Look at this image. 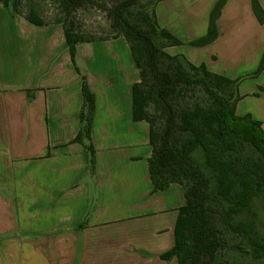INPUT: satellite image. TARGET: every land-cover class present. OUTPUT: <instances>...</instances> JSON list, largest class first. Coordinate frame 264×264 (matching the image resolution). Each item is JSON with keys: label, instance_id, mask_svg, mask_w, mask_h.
<instances>
[{"label": "crops", "instance_id": "0c3cea01", "mask_svg": "<svg viewBox=\"0 0 264 264\" xmlns=\"http://www.w3.org/2000/svg\"><path fill=\"white\" fill-rule=\"evenodd\" d=\"M217 2L157 3L159 25L183 42L166 52L243 79L236 113L264 129V71L247 78L264 53L252 0H227L218 38L190 45L206 36ZM82 74L96 97L94 174L86 148L72 143L81 128ZM138 79L125 38L80 44L74 63L62 26L38 28L0 4V264H68L80 246L91 263L178 264L161 255L175 245L184 191L153 192L150 126L132 115Z\"/></svg>", "mask_w": 264, "mask_h": 264}, {"label": "trees", "instance_id": "16d2710c", "mask_svg": "<svg viewBox=\"0 0 264 264\" xmlns=\"http://www.w3.org/2000/svg\"><path fill=\"white\" fill-rule=\"evenodd\" d=\"M24 1L0 0V4L38 28L48 26L34 8H24ZM94 1L58 0L60 17L54 24L62 26L74 63L78 45L83 43L123 37L130 46L139 72L132 87V115L135 122L150 126L152 152L148 163L153 192L179 185L185 197L175 225V245L161 259L176 258L178 264H217L220 251L238 250L263 260L264 239L257 231L256 204L261 199L264 212V129L251 115L236 113L243 79L233 80L211 72L205 64L196 66L182 56L169 55L166 48L183 42L157 21L155 6L163 0L100 5L112 23L113 37L86 36L75 14ZM226 3L218 0L206 36L190 42L191 46L204 47L218 38L216 23ZM134 7L139 8L136 15ZM252 8L263 25L264 10L258 0H252ZM263 71L264 53L258 69L247 78H256ZM81 80V128L72 143L86 148L94 174L96 97L87 77L82 74ZM196 88L203 92L207 104L177 105L178 98ZM230 235L245 239L251 248L230 242Z\"/></svg>", "mask_w": 264, "mask_h": 264}, {"label": "rangeland", "instance_id": "374dc122", "mask_svg": "<svg viewBox=\"0 0 264 264\" xmlns=\"http://www.w3.org/2000/svg\"><path fill=\"white\" fill-rule=\"evenodd\" d=\"M121 1L122 0H95L94 4H89L80 8L75 15L79 20V22L81 23V27H82L81 31L86 36H93L101 39H107L113 37L114 31L111 29L112 23L108 18L107 14L104 12V10L100 9L99 6L100 5L114 6L115 4ZM142 2L145 4L147 0H142ZM23 6L26 9L34 8L44 18V20L47 23H49V25L46 27L58 25V24H54V21L60 17L58 0H26L23 2ZM137 10L139 11V8L134 7L132 9V12L136 15L135 12H137ZM186 93L187 94L178 98L177 100L178 106L184 107V106L192 105L195 102H201L204 104L208 103L207 98L199 88L190 90ZM262 207L263 206L260 199V201H258L256 204V210L259 214V218L257 222V231L260 234V236L264 239V212ZM5 214L6 212L2 211V218L4 217ZM87 219L88 216H86L82 221V223L86 221V224L82 228L79 227L80 231L87 227L88 225ZM229 238H230V242L232 243L242 244L243 247L245 248H251L248 245L247 241L239 236L230 235ZM84 249L87 250L86 246H84ZM86 256H87V252H83L82 246H80L79 252L77 254V258L72 261L66 260V262L68 264H98L100 262V260L93 259V262L91 263V259H87ZM217 264H264V259L254 260L251 258V256H248L238 250L231 252L222 250L218 254Z\"/></svg>", "mask_w": 264, "mask_h": 264}]
</instances>
